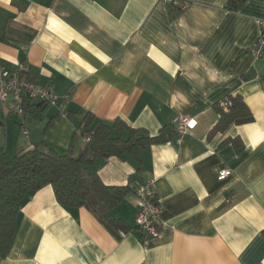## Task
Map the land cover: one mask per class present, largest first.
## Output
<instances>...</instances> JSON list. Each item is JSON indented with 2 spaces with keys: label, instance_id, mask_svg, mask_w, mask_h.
Returning a JSON list of instances; mask_svg holds the SVG:
<instances>
[{
  "label": "crops",
  "instance_id": "crops-1",
  "mask_svg": "<svg viewBox=\"0 0 264 264\" xmlns=\"http://www.w3.org/2000/svg\"><path fill=\"white\" fill-rule=\"evenodd\" d=\"M0 0V65L25 62L30 78L69 96L67 114L40 107L38 119L0 117L9 158L44 143L65 155L84 147L80 123L120 119L166 143L129 157L98 159L106 186L154 181L160 235L136 226L134 193L111 227L89 207L60 205L52 186L22 202L16 234L0 264H264V55L247 50L259 35L264 0ZM242 98L254 121L210 137L215 106ZM70 113L71 116H67ZM196 121L181 141L173 120ZM28 130V136L24 135ZM232 176L220 182L217 170ZM232 198V203L227 200Z\"/></svg>",
  "mask_w": 264,
  "mask_h": 264
},
{
  "label": "trees",
  "instance_id": "trees-1",
  "mask_svg": "<svg viewBox=\"0 0 264 264\" xmlns=\"http://www.w3.org/2000/svg\"><path fill=\"white\" fill-rule=\"evenodd\" d=\"M247 0H231L228 8L237 11ZM232 106L228 111L217 104L219 120L210 137L224 132L231 125L254 121L250 109L242 98L228 99ZM35 107V106H34ZM29 111V110H28ZM40 106L31 111L32 119H38ZM71 116L70 113L67 115ZM93 114L87 113L80 123L83 137H89L78 155L70 148L59 154L44 143L22 152L11 159L0 146V256L6 258L16 234L18 216L23 200L46 186H52L58 203L67 208L89 207L111 227L125 231L127 223L113 214L133 194L128 186H106L95 168L98 159L117 157L134 159L143 170L142 152L152 145L166 143L173 133L171 126L151 136L146 129L132 128L120 119L112 124H95Z\"/></svg>",
  "mask_w": 264,
  "mask_h": 264
},
{
  "label": "built area",
  "instance_id": "built-area-1",
  "mask_svg": "<svg viewBox=\"0 0 264 264\" xmlns=\"http://www.w3.org/2000/svg\"><path fill=\"white\" fill-rule=\"evenodd\" d=\"M172 2L173 0H169ZM259 23V35L253 45L247 52L254 58H260L264 55V20ZM69 96L59 97L53 93V89L48 84H41L30 78L29 67L25 62L17 65L13 72H8L0 65V117L8 116L26 117L30 107H51L59 114H67ZM231 100H226L222 106L229 110L232 106ZM2 120L0 119V134L2 132ZM179 141L192 129L196 127V121L189 116L177 117L173 120ZM28 130H24V135L28 136ZM84 142L89 141V137H83L82 131L78 130ZM232 176V171L227 167H220L217 170V178L223 182ZM135 195L138 214L136 217V226L142 232L145 240L158 238L160 235L161 208L154 188V181L148 180L140 185L130 186ZM227 204L232 203L229 198Z\"/></svg>",
  "mask_w": 264,
  "mask_h": 264
},
{
  "label": "rangeland",
  "instance_id": "rangeland-1",
  "mask_svg": "<svg viewBox=\"0 0 264 264\" xmlns=\"http://www.w3.org/2000/svg\"><path fill=\"white\" fill-rule=\"evenodd\" d=\"M15 157H16V155H15V156H12V158H11V159H15Z\"/></svg>",
  "mask_w": 264,
  "mask_h": 264
}]
</instances>
